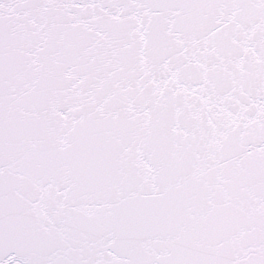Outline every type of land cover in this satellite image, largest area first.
I'll return each instance as SVG.
<instances>
[{"label":"snow or ice","instance_id":"6c2138e0","mask_svg":"<svg viewBox=\"0 0 264 264\" xmlns=\"http://www.w3.org/2000/svg\"><path fill=\"white\" fill-rule=\"evenodd\" d=\"M0 264H264V0H0Z\"/></svg>","mask_w":264,"mask_h":264}]
</instances>
